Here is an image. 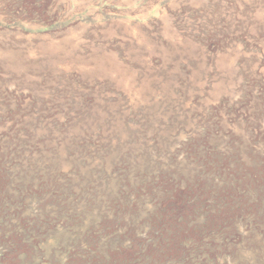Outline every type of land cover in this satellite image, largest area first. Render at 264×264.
Instances as JSON below:
<instances>
[{"label":"rangeland","instance_id":"1","mask_svg":"<svg viewBox=\"0 0 264 264\" xmlns=\"http://www.w3.org/2000/svg\"><path fill=\"white\" fill-rule=\"evenodd\" d=\"M0 264H264V0H0Z\"/></svg>","mask_w":264,"mask_h":264}]
</instances>
